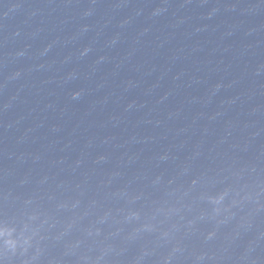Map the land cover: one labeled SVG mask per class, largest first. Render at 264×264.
<instances>
[{
	"label": "water",
	"instance_id": "1",
	"mask_svg": "<svg viewBox=\"0 0 264 264\" xmlns=\"http://www.w3.org/2000/svg\"><path fill=\"white\" fill-rule=\"evenodd\" d=\"M0 264H264V0H0Z\"/></svg>",
	"mask_w": 264,
	"mask_h": 264
}]
</instances>
